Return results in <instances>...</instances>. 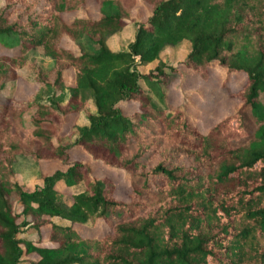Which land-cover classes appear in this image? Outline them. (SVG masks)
I'll use <instances>...</instances> for the list:
<instances>
[{
    "label": "trees",
    "instance_id": "16d2710c",
    "mask_svg": "<svg viewBox=\"0 0 264 264\" xmlns=\"http://www.w3.org/2000/svg\"><path fill=\"white\" fill-rule=\"evenodd\" d=\"M134 1L97 0L95 17L67 21L63 15L83 11L87 0H3L0 264H264V0H143L151 7L144 22L130 16ZM130 22L133 39L114 48ZM64 38H86L95 48L74 51ZM180 45L188 52L179 65L201 77L214 66L244 77L230 91L239 107L206 131L170 100L169 85L182 75L161 55ZM38 48L52 62L33 65L46 100L5 94ZM70 69L74 85L67 87ZM72 113L86 119L75 123L72 145L121 170L128 200L115 197L109 177L69 160L71 145L59 137ZM20 158L57 160L61 168L30 191L16 179ZM61 181L83 186L70 205L56 189ZM52 217L103 221L107 230L88 237Z\"/></svg>",
    "mask_w": 264,
    "mask_h": 264
},
{
    "label": "rangeland",
    "instance_id": "374dc122",
    "mask_svg": "<svg viewBox=\"0 0 264 264\" xmlns=\"http://www.w3.org/2000/svg\"><path fill=\"white\" fill-rule=\"evenodd\" d=\"M96 2L97 0H87L83 11L67 13L63 17L67 21L79 16L95 17V11L97 9ZM2 3L3 0H0V6ZM150 14L151 7L143 0H135L133 6L130 8V16L136 22H144ZM135 28V22H130L125 30L113 39L114 48H123L130 39L132 40ZM62 44L69 49L84 53H91L95 48L94 44L86 38L75 41L64 38ZM187 52L188 47L180 45L165 50L161 55V59L165 63L173 66L176 65L182 75L169 85L170 100L173 107L178 105L184 106L190 115L199 119V127L203 131H206L213 124L232 114L239 107L241 103L240 99L235 95H231L230 91L233 90V92H236L237 88L244 81V77L239 74H227L217 66H214L208 69L207 77L203 78L198 73L179 65V62L184 59ZM34 64L41 68H50L52 62L42 53L40 48L31 50L28 54L27 64L18 71L20 76L18 85L15 87L14 82L8 84L4 93L7 95L16 93V97L25 100H30L38 96H41L42 100H46L47 95L45 92L42 93V90H39L40 86L36 81V74L33 68ZM156 64L157 62L148 67H142L140 70L147 72ZM64 82L67 87L74 85V73L72 69L65 73ZM87 109L90 111L94 110L91 101L87 103ZM84 121H86L85 113H82L78 120H76L75 113L66 116L59 139L61 143L71 145L68 150L69 160L87 163L91 167L92 174L97 177H109L116 185L115 197L121 200H128L124 191L128 180L121 170L108 167L94 160L82 148L72 145L78 136L75 123L77 122L81 125ZM14 167L16 170V179L24 188L31 191L36 185L41 184L42 174L52 173L56 169L61 168V163L57 160H48L35 164L31 160H23L20 158ZM82 187V184L69 187L62 181L56 185V189L61 192L62 200L67 205L72 203L73 195L81 190ZM51 220L62 227L72 226L84 236L88 237H100L107 230V225L103 221H97L92 226H86L82 224H71L69 221L60 217H52ZM23 231V237L34 240L39 239L37 234L29 233V230ZM49 236L50 227L45 225L42 227L40 239L46 242ZM31 257L35 258L36 256L31 255Z\"/></svg>",
    "mask_w": 264,
    "mask_h": 264
}]
</instances>
